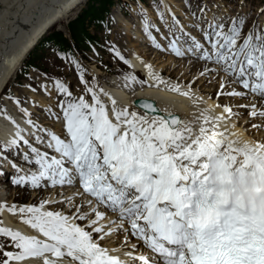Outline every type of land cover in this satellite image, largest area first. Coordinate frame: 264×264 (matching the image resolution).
<instances>
[{
    "label": "snow or ice",
    "instance_id": "snow-or-ice-1",
    "mask_svg": "<svg viewBox=\"0 0 264 264\" xmlns=\"http://www.w3.org/2000/svg\"><path fill=\"white\" fill-rule=\"evenodd\" d=\"M214 2L219 9L220 0ZM186 6L195 18L191 30L174 13L169 21L171 9L158 0L166 44L157 42L152 29H160L147 11L141 13L156 49L198 66V75L181 86L145 65L154 86L165 85L197 107L191 119L149 98L119 106L83 72L79 96L53 81L63 99L47 111L53 125L61 123L59 132L24 107L30 129L7 116L17 131L0 143V185L16 187L17 195L71 191L38 204L0 203V211L19 213L36 233L0 226V264H33L32 258L64 264L65 257L68 264H264V28L254 21L245 32L240 13L228 23L215 13L209 18L206 3L193 8L186 0ZM224 7L227 13V0ZM115 56L130 63L120 51ZM202 79L215 81L214 95L224 103L209 104L199 95L195 85ZM129 81L138 78L126 76V87ZM40 87L48 91L47 84ZM241 121L248 136L236 130Z\"/></svg>",
    "mask_w": 264,
    "mask_h": 264
},
{
    "label": "rangeland",
    "instance_id": "rangeland-1",
    "mask_svg": "<svg viewBox=\"0 0 264 264\" xmlns=\"http://www.w3.org/2000/svg\"><path fill=\"white\" fill-rule=\"evenodd\" d=\"M116 1L117 0H114L112 1L113 3L111 5L110 4L108 5L107 11L102 15V20H103L102 23H95V24L91 22L87 23L86 30L94 35L95 42H91L87 44L83 43V45H80L79 43H75V47L74 49H72L73 55H66V56L57 55L54 52L55 45L51 46L47 44H43V45L41 44L44 42L45 35H50L55 30H61L67 34L66 23L69 20H71L76 13L86 9L87 0L72 1L73 3L71 2L72 4L68 6L67 10H65V13H68L67 17L62 18L59 21L53 20L51 23L45 25L39 31V33L34 38L33 42L28 46V48L24 50L25 52L19 58L18 60L19 62L17 61L16 65L13 67V70L6 75L3 82L1 83L0 112L2 110H6L8 112L11 110L20 111V107H23L25 104H28L30 102L33 104V108L30 112L33 113V118L36 119L38 123L43 124L45 126H53L54 129H58L61 126L57 124L53 125V117L47 111V108L50 104H55L57 100L63 99L62 95H59L53 88V81L55 79H59L67 83L70 86L71 90L73 89L78 90L80 91L78 92V94L81 95L82 94L81 91L83 89V86L80 84V79H79L81 72L84 73V77L86 80L89 81V83L95 82L96 84H102L103 81L109 79L111 75L128 71L130 69L129 64H125L123 61L119 60V58L115 56V51H119L118 47L121 49V45L125 46V44H128L127 38L132 39L127 33H124L121 30L122 27L124 26L123 24L125 22V19L120 18L119 14L117 13ZM142 1L145 5V10L147 11L149 20L155 25H165V21L160 20L158 14H153L154 12H158V8L156 7V5L152 3L151 0H142ZM165 1L172 2L171 0H165ZM47 2L49 4V2L51 1L50 0L49 1L48 0L45 1L44 0H32V1L0 0V10L1 8L3 9L4 6L7 7L6 8L7 11L5 15L9 13V16L7 15L9 18L11 17V14H13L14 12L17 14L19 13L20 15H24L27 13L34 14L35 12L37 13L42 8L46 7L48 5ZM122 2L123 3L121 4H119L118 2V4L120 9L125 13H128V10L130 11L133 7H137L138 11L141 12L142 8L138 5L137 2H135V0H123ZM167 2H165L164 4L169 6ZM176 2H183V5L184 6L186 5V0H173V3ZM190 2L193 8H195L200 3H206L207 7L211 9V11H209L210 14L215 13L217 16H225V20L228 23H230V17H232L233 15L236 16L238 13L244 15L246 17V21H245L246 27L244 29L245 32H247L248 29L253 25L254 21H259V20L261 21L260 18L262 17V15L259 14V9L264 7V2H262V0H245V5L242 9L240 8L239 0H227V6L229 10L227 13H224L225 0H220L221 6L219 7V9H217L214 0H190ZM94 4L98 6L100 2L94 1ZM16 7L17 8L20 7V8L17 9ZM31 7H34L33 10ZM221 8L224 9V12L220 11ZM18 10L19 12H16ZM20 12H24V13H20ZM2 15L3 14H0V24H1ZM167 17L168 20L170 21L171 17L169 15H167ZM136 24L137 23L135 22L133 26H131L132 27L131 31L135 30ZM259 26L261 28H264V25L262 24H259ZM2 33H3V29H2V25H0V35H2ZM16 36L13 41H16L20 37L18 36L16 38ZM118 37H120L119 40H117ZM46 39H48V37ZM142 43L144 44L145 41L144 42L142 41L140 44ZM133 44L136 45V41L133 40ZM156 50L159 52V54L171 53L168 51H161L158 49ZM121 54L124 55L126 58L127 53H121ZM77 62H79L80 64L79 68H77L76 66ZM162 73L164 72L162 71ZM179 74H182V71L179 72ZM94 77H95V81H93ZM179 77L180 76L178 75L175 79L178 81ZM183 82L184 81L182 80L180 84L181 83L183 84ZM41 83L47 84L48 91L51 92V97L48 96V91H45L40 87ZM188 83L189 82H186L185 84ZM29 84H31L32 87L35 88L37 91L36 92L31 91L27 87V85ZM215 91L214 92L212 91L213 99L215 96L214 95ZM9 94H11V96L13 97L19 98L21 100V105L18 106L15 103L14 99H10ZM73 94L76 95L74 91ZM124 95L125 97H127L125 93ZM38 96H41L40 100L42 101V104L37 106L35 105V101L38 98ZM190 104H192V106L195 108L194 110L197 111V107L191 101ZM53 111H56V109H53ZM7 188L9 189V187ZM7 188L5 189L8 190Z\"/></svg>",
    "mask_w": 264,
    "mask_h": 264
},
{
    "label": "bare ground",
    "instance_id": "bare-ground-1",
    "mask_svg": "<svg viewBox=\"0 0 264 264\" xmlns=\"http://www.w3.org/2000/svg\"><path fill=\"white\" fill-rule=\"evenodd\" d=\"M50 1L51 2H49V4L47 2L48 5L46 7L42 8L41 10L39 9L40 11H38L37 13L35 12L34 14H32L26 12L27 14L20 15L19 13L17 14L14 12L13 14H11L10 18L8 17L9 13L7 14L8 16L5 15L7 11L6 10L7 7L4 6L3 9L1 8L0 14L3 15L0 25H2L3 33L2 35H0V86L6 75L13 70V67L16 65L17 61L25 52L24 50L27 49L28 46L33 42L34 38L37 36L39 31L45 25L51 23L53 20L59 21L62 18L67 17L68 13H65V10H67L68 6H70L73 3L72 1L75 0H50ZM171 1L173 2V0ZM31 8L33 10L34 7ZM16 12H19V10ZM24 12H20V13H24ZM120 18L125 19V22L123 24L124 26L122 27L123 32L127 33L130 37L132 34L135 36H139L141 39V37L143 38L145 37V35H148V34H143L142 32V29H144V23L140 24L141 29H139L138 24H136L135 31L131 32L132 27L130 26L131 25L130 20L124 18L123 16H120ZM134 19L136 22L135 15H134ZM16 35L20 37L16 41H13ZM18 36H16V38ZM120 37H118L117 40H119ZM131 38L132 39L127 38L128 44H125V46L121 45V49L119 47L118 49L121 53H127L128 55H131V53H135L134 60L136 62H139L140 60L139 58L144 57L142 59L148 60L150 64L153 66L154 70L155 69L159 70V72L163 71L165 75L174 78H176L179 75L180 77L178 79L180 80V82L182 80L184 81L183 84L181 83L182 86H184L186 82H189L192 76L198 75V71H197L198 66L192 67L187 63L186 60L176 58L172 53H167L168 55L164 53L159 54V52L155 49L154 45L152 44L151 40L148 41L145 40L144 43L145 45H144L143 43L140 44L142 42L141 40L134 37ZM133 40L136 41V45L133 44ZM146 41L148 42V44ZM181 71L182 74H179V72ZM120 77L121 75H119L118 77L113 74L109 77V79L103 81L102 86L98 85V87H103L108 93H110L111 96L114 99H116L119 106L122 105L126 100L129 101L130 99L129 97H125L124 91L119 86L114 84V83H119ZM149 85H153V86H149ZM217 87L218 85L215 83V81L212 84H208L203 79L198 81L195 85V88L198 91L199 95L203 96L205 100L208 101L209 104H214L217 102L222 104L225 102L223 97H221L219 101H217V98H215V96L213 99V92L217 90ZM134 96H144L145 98H149L152 101H154L156 106H158L161 110L176 112L185 118L192 116V114L196 112V110H194L195 108L192 106V104H190L191 100L183 96L174 95L172 92H170V90H168L164 86H154V83L153 84L149 83L137 87L134 91V94H132L130 97H134ZM105 99L108 101V97H105ZM205 106L206 105L203 104L200 105V107H205ZM216 111L218 112L220 111V109H216ZM18 122L20 125L25 124V121L23 119H18ZM242 123L243 121L237 123L236 130L240 131L241 133H244L245 124ZM16 131H17L16 125L12 123H8V126L2 127L0 133L3 135L4 134L8 135L9 137H13ZM244 135L248 136V133H244ZM5 188L6 187L4 185H0V203L5 201L8 205L13 204L12 201L15 199H19L22 201L29 198L28 200L30 202H36L39 201L40 199H48L50 197L57 199V198H61L60 196L57 195V192H66V194H70L71 191L60 188H56V189L46 188V189H42L39 192H35L33 195L32 193H28V192H23L20 195H17L19 190L16 187L9 186V189L7 188L8 190H6ZM46 207L49 206L46 205ZM51 207L55 209L57 206L52 205ZM5 209L0 212H5ZM12 217L13 219L16 218L15 214H13ZM108 246L118 247L119 245L115 243H109Z\"/></svg>",
    "mask_w": 264,
    "mask_h": 264
},
{
    "label": "trees",
    "instance_id": "trees-1",
    "mask_svg": "<svg viewBox=\"0 0 264 264\" xmlns=\"http://www.w3.org/2000/svg\"><path fill=\"white\" fill-rule=\"evenodd\" d=\"M94 1H98L100 4L96 6ZM111 1L112 0H87L86 9L76 13L75 16L66 23V29L73 43L83 45V43L95 42L94 35L86 30V25L88 22L93 24L98 23V18L101 19L102 12L107 9ZM47 37L48 39H46ZM44 40L51 44H55L60 51L63 49L70 50V43L61 30H55L52 34L45 35Z\"/></svg>",
    "mask_w": 264,
    "mask_h": 264
},
{
    "label": "water",
    "instance_id": "water-1",
    "mask_svg": "<svg viewBox=\"0 0 264 264\" xmlns=\"http://www.w3.org/2000/svg\"><path fill=\"white\" fill-rule=\"evenodd\" d=\"M136 100V99H135Z\"/></svg>",
    "mask_w": 264,
    "mask_h": 264
}]
</instances>
